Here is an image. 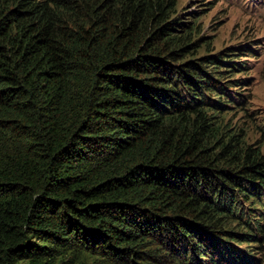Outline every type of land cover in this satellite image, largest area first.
<instances>
[{
  "label": "trees",
  "instance_id": "16d2710c",
  "mask_svg": "<svg viewBox=\"0 0 264 264\" xmlns=\"http://www.w3.org/2000/svg\"><path fill=\"white\" fill-rule=\"evenodd\" d=\"M200 13L0 0V264H260L254 50L198 55Z\"/></svg>",
  "mask_w": 264,
  "mask_h": 264
},
{
  "label": "rangeland",
  "instance_id": "374dc122",
  "mask_svg": "<svg viewBox=\"0 0 264 264\" xmlns=\"http://www.w3.org/2000/svg\"><path fill=\"white\" fill-rule=\"evenodd\" d=\"M183 13H200L198 28L201 32L200 49L219 53L227 47L248 45L253 48L248 77L252 80L249 91V109L252 120L247 122L240 115L225 116V121L243 128L248 143L259 139L255 126L264 128V0H177ZM251 126V128H250ZM264 264V249L257 256Z\"/></svg>",
  "mask_w": 264,
  "mask_h": 264
}]
</instances>
